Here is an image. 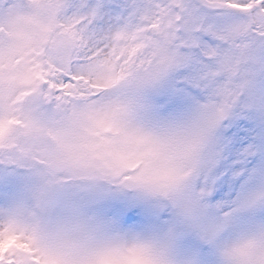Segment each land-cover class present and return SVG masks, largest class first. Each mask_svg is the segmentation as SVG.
<instances>
[{"label": "snow or ice", "instance_id": "obj_1", "mask_svg": "<svg viewBox=\"0 0 264 264\" xmlns=\"http://www.w3.org/2000/svg\"><path fill=\"white\" fill-rule=\"evenodd\" d=\"M0 264H264V0H0Z\"/></svg>", "mask_w": 264, "mask_h": 264}]
</instances>
